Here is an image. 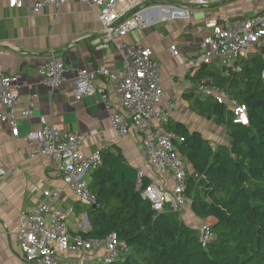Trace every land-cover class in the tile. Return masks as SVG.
<instances>
[{
	"label": "built area",
	"instance_id": "2783aa9c",
	"mask_svg": "<svg viewBox=\"0 0 264 264\" xmlns=\"http://www.w3.org/2000/svg\"><path fill=\"white\" fill-rule=\"evenodd\" d=\"M10 9H20L29 4L32 11L38 13L45 6L59 10L64 4L74 0H6ZM98 8L96 14L100 37L95 50L108 48L118 56L119 66L107 67V55L101 54V61L93 69L79 70L69 82L76 102L87 96H100L107 109H112L110 123L118 137L128 135L133 130L140 137L148 165L154 177H148L142 169L136 170L135 190L140 192L151 210L156 213L169 211L178 215H191V201L186 196V177L188 168L173 147V135L163 129L175 110L174 101L164 102V92L160 81V64L152 50L143 46H127L121 39L131 31L143 27L141 13L164 5L167 0H76ZM187 7H204L209 0H181ZM180 16H189L191 10L185 7ZM205 27L211 30L200 43V51L189 62L190 75L201 65L215 64L217 67L239 71L236 61L243 60L254 53L264 51V12L244 18L228 25L207 22ZM172 57H179L175 45L168 48ZM35 75L47 88L49 95L60 89L66 82L64 67L60 58L52 51L46 60L35 68ZM98 78H102L116 92L118 100L114 109L108 105L107 96L102 87H95ZM264 84V72L262 73ZM186 86L197 94L215 100L232 114V122L247 126V108L236 103L225 92L214 87L204 86V82ZM164 102V103H163ZM20 99L17 94L16 78L0 71V124L10 128L11 136H20L19 119L15 113ZM164 104V105H163ZM34 109L32 102L26 103L21 119H28ZM23 139L31 147L29 158L37 156L48 160H59L58 174L75 200L86 208L96 205L95 195L89 191L84 176H89L101 164V149L89 155L80 152L82 137L75 133L60 132L52 124L41 120L38 129L24 133ZM4 174L0 170V176ZM157 177V178H156ZM149 179L147 185L143 180ZM168 182H166V181ZM54 196L50 199L54 200ZM67 215L53 204H40L19 218L17 242L27 264H61L63 253L83 256L79 264L87 260L95 263L114 264L124 261L130 255L126 243L110 234L102 239H85L78 233H69L66 224ZM83 231L82 225H79ZM198 240L204 248L212 240L210 225L201 223L196 227Z\"/></svg>",
	"mask_w": 264,
	"mask_h": 264
},
{
	"label": "crops",
	"instance_id": "0c3cea01",
	"mask_svg": "<svg viewBox=\"0 0 264 264\" xmlns=\"http://www.w3.org/2000/svg\"><path fill=\"white\" fill-rule=\"evenodd\" d=\"M183 7L191 10L189 16H180ZM98 11L88 3L74 0L59 10L45 6L34 13L29 4L10 9L6 0H0V71L16 78L20 104L15 113L21 133L13 137L10 128L0 124V170L4 171L0 176V264H27L17 242L19 218L40 204L51 202L54 209L66 214L69 233L89 229L87 208L75 200L58 174L60 161L41 156L29 158L31 147L23 135L38 129L41 120L60 132L81 136L79 150L82 154L89 155L104 148L113 152L119 150L128 166L142 169L148 177L155 178L139 135L129 130L127 136L118 137L110 123L112 109H107L100 96H87L80 102L74 100L69 82L79 70L96 68L101 54L108 57L107 67L116 68L120 64L111 44L95 50L100 37ZM263 12L264 0H209L204 7H186L181 0H167L160 7L144 10L141 13L143 27L131 31L121 42L152 50L160 64L163 100H173L175 104L170 119L202 132L201 119L187 109L182 94L190 89L186 86L189 61L200 51L202 39L211 33L205 24L215 22L224 26ZM172 45L176 46L179 57L170 55L168 48ZM50 51L61 59L66 80L51 96L35 75V68L46 60ZM95 87L104 89L107 106L114 109L118 100L115 90L102 78L97 79ZM28 102L33 103L34 109L28 119L23 120L21 112ZM204 135L213 140L212 145L223 143L208 133ZM182 220L192 228L203 223L192 214ZM82 258L63 253L61 264H73L72 261Z\"/></svg>",
	"mask_w": 264,
	"mask_h": 264
},
{
	"label": "trees",
	"instance_id": "16d2710c",
	"mask_svg": "<svg viewBox=\"0 0 264 264\" xmlns=\"http://www.w3.org/2000/svg\"><path fill=\"white\" fill-rule=\"evenodd\" d=\"M239 71L201 65L187 74L192 83L204 82L225 92L247 108V126L232 122V114L194 89L184 91L187 109L198 119L221 128L226 142L211 139L185 124L168 120L165 132L188 168L186 196L191 214L210 225L213 238L202 247L198 230L178 214L153 212L134 184L118 180L114 171L124 157L119 150L101 151V164L91 172L96 208H87L85 239L115 234L130 255L114 264H264V51L236 61ZM149 179L143 180L147 185ZM102 264V263H94Z\"/></svg>",
	"mask_w": 264,
	"mask_h": 264
},
{
	"label": "rangeland",
	"instance_id": "374dc122",
	"mask_svg": "<svg viewBox=\"0 0 264 264\" xmlns=\"http://www.w3.org/2000/svg\"><path fill=\"white\" fill-rule=\"evenodd\" d=\"M200 126L203 127V130L200 129L203 134H207L208 133V135L214 136L215 138L217 137V139H220V142H223V143L226 142L225 132L221 128L220 129L219 128H215L213 125L209 124L205 120H201ZM212 141L213 140H211V143H213ZM84 180H86L88 182V184L90 183L89 171H87L86 175L84 176ZM89 191L91 192V187H89ZM178 218L182 220V216L181 215H179ZM72 262H73V264H79L80 263L79 259H76V260H74ZM94 263H95L94 261L87 260V264H94Z\"/></svg>",
	"mask_w": 264,
	"mask_h": 264
},
{
	"label": "water",
	"instance_id": "95a60500",
	"mask_svg": "<svg viewBox=\"0 0 264 264\" xmlns=\"http://www.w3.org/2000/svg\"><path fill=\"white\" fill-rule=\"evenodd\" d=\"M117 178L121 181L123 178L129 181L131 184H135L137 180L136 169L128 166L123 160L120 164L116 165L114 168ZM96 205L92 206V209H95Z\"/></svg>",
	"mask_w": 264,
	"mask_h": 264
}]
</instances>
